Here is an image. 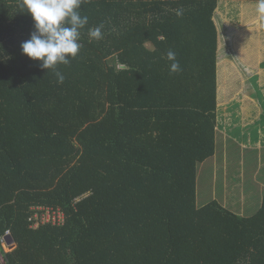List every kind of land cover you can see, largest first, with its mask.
I'll use <instances>...</instances> for the list:
<instances>
[{
	"label": "trees",
	"instance_id": "1",
	"mask_svg": "<svg viewBox=\"0 0 264 264\" xmlns=\"http://www.w3.org/2000/svg\"><path fill=\"white\" fill-rule=\"evenodd\" d=\"M220 1L83 0L82 47L58 84L21 52L34 25L20 0H0V237L15 244L3 264H264V192L246 217L197 204L216 145ZM39 207L63 225L32 229Z\"/></svg>",
	"mask_w": 264,
	"mask_h": 264
},
{
	"label": "rangeland",
	"instance_id": "2",
	"mask_svg": "<svg viewBox=\"0 0 264 264\" xmlns=\"http://www.w3.org/2000/svg\"><path fill=\"white\" fill-rule=\"evenodd\" d=\"M228 5H222V7L216 12L217 18L215 22H217L219 28H220V42H219V49H218V59L220 60L224 59V61H236V63L239 66L240 74L241 76L238 78H235L233 80L227 79L225 75H221L222 77H225V81L222 82V80H219L221 83V86L224 88L223 95L225 98L220 99L219 107L218 109V118L226 121L227 118L233 119L235 121L234 126L233 122L231 121L229 124H225V133L228 135V140L225 141L222 148L223 156L227 155V163L225 167L222 168V178L221 183L224 188V192L222 194H218L217 190H214L209 192L208 194H199L197 196V204L203 205L207 204L210 200H218L221 205L226 207L228 210H232L234 212H237L238 215H249L252 213V210L250 207L256 205L257 202H261L262 196H263V190H264V150L262 153H259L262 155V158H259L258 165L259 167H256V172H253L252 164H249V158L245 157L243 160L241 159V152L242 149L239 147V141L241 144L246 146H254L255 144H250V136L251 138L254 137L256 128L260 126V120H253L255 115L257 113L252 112V107L258 106V102L264 103V92L263 96L261 98L257 97L254 98L252 95L255 94V92H259L260 90L264 91V82L261 85L258 84L259 80L256 79L258 77V73L255 72L256 65L254 67L253 72L251 70H247L241 65V61H257L260 66H263L262 62L264 61V30H261L255 26L254 20H255V3L246 4L244 6L236 5L237 9H234L233 12L228 14L229 7L226 8ZM227 10H224V9ZM227 20L233 22L235 25V22H240V24H244V26L237 28L236 26V32H233L230 34V30L228 27H230V24H228V27L225 28V32H222V25L223 23H226ZM216 24V23H215ZM229 32V34H227ZM240 41V42H239ZM241 42H244L246 44L245 48L246 50L250 51V53L246 52V50L241 47ZM239 43V44H238ZM231 44H233L230 47ZM238 52L245 53L246 57H242V55H239ZM251 54H254V58ZM229 62H224L222 66H227ZM259 68V67H258ZM257 72V70H256ZM256 76V77H255ZM263 86V87H260ZM243 88V89H242ZM240 90H243L239 92ZM238 92L236 95L235 93ZM259 99V101H257ZM263 124L264 120L262 118ZM224 127V124L223 126ZM233 129H238V135L237 139H234ZM234 139V140H233ZM260 147L264 148V144ZM221 146V145H220ZM257 146V145H256ZM221 148V147H220ZM220 148L218 147V152H220ZM212 159L208 160L205 165L207 168V172L210 175L211 171V163ZM242 164H238L241 163ZM248 166V167H247ZM220 168H216L215 173L217 174V182H220L219 176L220 172H217V169L220 170ZM255 173V175H254ZM213 182L215 183V176L213 175ZM256 177V178H255ZM259 184L258 190H253L252 184ZM203 189V187H200V190ZM247 190H251L247 191ZM244 193H246V196H244ZM210 194V195H209ZM260 197L258 201L253 200L251 197ZM257 199V198H255ZM241 204H244V208L241 210ZM244 213V214H242ZM37 228V227H33ZM13 249V248H12ZM11 249V250H12ZM5 251L10 252L9 249H5Z\"/></svg>",
	"mask_w": 264,
	"mask_h": 264
},
{
	"label": "clouds",
	"instance_id": "3",
	"mask_svg": "<svg viewBox=\"0 0 264 264\" xmlns=\"http://www.w3.org/2000/svg\"><path fill=\"white\" fill-rule=\"evenodd\" d=\"M83 0H20L19 7L27 13L34 25L30 38L21 43L20 48L27 58L38 61L42 69H52L58 84L65 76L56 70L60 64L67 65L77 56L82 45L79 42L80 30L88 24V17L80 14ZM177 16L182 11L176 12ZM255 26L264 30V0H255ZM103 25L88 30L91 40H101ZM169 72L181 70L176 53H166Z\"/></svg>",
	"mask_w": 264,
	"mask_h": 264
},
{
	"label": "crops",
	"instance_id": "4",
	"mask_svg": "<svg viewBox=\"0 0 264 264\" xmlns=\"http://www.w3.org/2000/svg\"><path fill=\"white\" fill-rule=\"evenodd\" d=\"M251 3H253V2H249V1H237V0L220 1V2H218V6H217V9L215 11L214 18H213L214 19V23H216L215 26H216V29H217V56H218V49H219L218 46H219V42H220V33L221 32H220V28H219L217 22H215V20L217 18L216 12L224 4L225 5H228L226 8L229 7V11L226 8L224 10H227L228 11V14H229V13L233 12L234 9H237L238 10V8L236 7V5H240L241 4V6H244L246 4H251ZM228 24H230V27H228ZM221 25H222V32H225V28L228 27L229 30H230V34H232L233 32H236V29H235L236 27L237 28H240V27L244 26V24H240V22H238V20H237V22H235V25L233 24V22H231L229 20H227L226 23H223ZM227 34H229V32ZM232 45L233 44H231L228 47L231 48ZM245 46H246V44L244 42H241V47H243V49L245 48ZM246 49L247 48H245L244 50H246ZM246 52H247V54H248V52L250 53V51H248V50H246ZM238 53H239V55H242V57L245 55V53H242V52H238ZM251 55H252V57L254 56V54H251ZM217 56H216V75H217V93L216 94H217V106L219 107V103H220V101H219L220 100V94H219V82L220 81L219 80H220L221 75L222 76L225 75L227 77V79L233 80L235 78L240 77L241 74H240L239 66L236 63V61H231V60L224 61V59L220 60V58L218 59ZM244 57H246V55ZM224 62H229V64L227 66H222V64ZM241 62H242L241 65L244 68H246L248 71L251 70L252 72L254 70V67L256 65H258L259 68L256 66L254 73H258L257 74L258 77H256V76L255 77H256V79L259 80L258 84L261 85L264 82V65L261 66V64H260V66H259V64H257L258 62L255 61L254 59H253V61H247V59L245 61H243V59H242ZM262 64H264V61L262 62ZM256 70H257V72H256ZM260 82H262V83H260ZM260 87H263V86H260ZM241 91H243V90H240L239 92H241ZM262 92H264V91H262V90H260L259 92L256 91L255 94L252 95L253 97H251L252 98V101L254 100V98H257V97L261 98L263 96V93ZM237 93L238 92H236L235 95ZM257 101H259V99ZM252 109H253L252 112L257 113V114H254L255 117H254V119H252V121L253 120H256V119L257 120H260V122H259L260 123V126L256 128L254 137L251 138V136H250V139H249L250 140V144H255V145L250 147V146H246V145L241 144V142L239 141V144H240L239 147L242 149L241 159L243 160L245 157H248L250 159L248 166L250 164H252V166L250 168L253 169L252 170L253 172H256V170H255L256 167H259L258 160H259V158H262V155L259 154V153H262V151L264 150V148L260 147L262 145L261 143L264 144V124H263V121H261L262 118L264 120V103H261L260 104V101H259L258 102V106H254L253 105ZM218 117L219 116H218V109H217L216 130H215V142H216V145H215V153H214V156L211 158L213 162L211 163L210 175L207 172V168H206V165H205V163L207 161L205 163L201 164V166L199 167V171L200 172L202 171V187H203V189H201V194L202 193L208 194L209 192H211L213 190H214V192H215V190H217L218 194H222L224 192V188H223V185L221 183V178H222L223 173H222V168H220V167L228 166V165H226V163L228 161L227 160V155H226V158H225V156H223V152H222V148H223L222 143L223 142L225 143V141L228 140V135H227L228 132L225 133V129H226L225 124H229L232 121L234 123L233 125L234 126H236V125H235V121L233 119L227 118L228 120L223 121V120L219 119ZM223 124H224V127H221V126H223ZM233 134H234V137H235L234 139H237L238 129H233ZM218 147L219 148L221 147L220 148V152H218V150H219ZM238 164L241 165L242 162L241 163H238ZM216 168H220V170L217 169V172L218 173L220 172V176H219L220 182H218L217 186H216L217 174L215 173ZM212 173L215 176V183L213 182ZM254 175H255V173H254ZM198 179H200V178L198 177ZM262 181H264V180H262ZM258 185L259 184H256V183L254 184L253 183L252 184V186L254 188L253 190H258L257 189L258 188ZM199 187H200V185H197V189ZM247 191H250L251 192V190H247ZM244 192L245 191H243V194H244V196H246V193H244ZM251 197L255 201H258L260 199V197H258V196H256V197L251 196ZM255 198H257V199H255ZM213 200H215V199H213ZM215 201H217L218 204L221 205L218 200H215ZM260 203L261 202L259 201V202L256 203V205L250 207L252 210H254V211H252V213H254L258 209V207L260 206ZM199 206H202V205H199ZM221 206L223 208L227 209L223 205H221ZM243 208H244V204L243 205L241 204V210ZM228 211H230V212H232L234 214H237V212H234L232 210H228ZM252 213H250L249 215H241L240 214L239 216L246 217V216H250ZM242 214H244V213H242ZM9 238H10V240H12V241L9 242L10 245H12V246L11 247H8V248H5V247H2V245L0 244V250H1V252L3 251L4 253H6L7 251H5V249H9L10 250L11 248H14V245L15 244L13 243V239H12L11 235H10ZM0 264H3L2 258H1V253H0Z\"/></svg>",
	"mask_w": 264,
	"mask_h": 264
},
{
	"label": "built area",
	"instance_id": "5",
	"mask_svg": "<svg viewBox=\"0 0 264 264\" xmlns=\"http://www.w3.org/2000/svg\"><path fill=\"white\" fill-rule=\"evenodd\" d=\"M33 212L28 218V222H32L31 228L38 227L39 225H63L64 223V213L59 208H51V207H39L32 208ZM36 229V228H33ZM10 237V232L6 231L3 236L0 237V244L2 247L8 248L10 247V241L7 239Z\"/></svg>",
	"mask_w": 264,
	"mask_h": 264
},
{
	"label": "water",
	"instance_id": "6",
	"mask_svg": "<svg viewBox=\"0 0 264 264\" xmlns=\"http://www.w3.org/2000/svg\"><path fill=\"white\" fill-rule=\"evenodd\" d=\"M7 239H8L9 241H12V240H10V238H9V237H8Z\"/></svg>",
	"mask_w": 264,
	"mask_h": 264
}]
</instances>
